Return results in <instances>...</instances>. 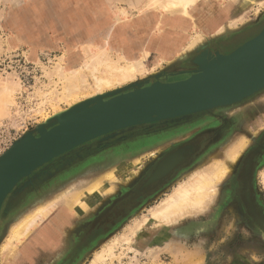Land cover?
I'll return each mask as SVG.
<instances>
[{
	"label": "rangeland",
	"instance_id": "rangeland-1",
	"mask_svg": "<svg viewBox=\"0 0 264 264\" xmlns=\"http://www.w3.org/2000/svg\"><path fill=\"white\" fill-rule=\"evenodd\" d=\"M145 2L0 0V157L14 142L46 123V118L55 111L66 110L77 98L95 93L92 73L86 68L95 55L104 54L113 63L124 66L122 57L139 60L144 48L148 50L143 75L117 89H104L103 94L131 84H148L160 73L159 79L167 82L189 76L187 71H174H192L188 64L190 57L185 56L174 65L165 61L172 57L171 53L159 64L156 58L165 43H169L167 48L177 50L179 47L181 51L184 45L178 36L187 42L191 31L176 27L175 20L159 17L149 10V5H144ZM225 2L220 4L225 8L245 5L243 13L231 20L244 14L246 19L223 34H214L210 26L198 28L205 36L200 45L209 46L206 41L212 40L214 47L222 48L223 39L227 40L226 45H237L253 38L264 26V0ZM165 21L173 29L168 34L162 24ZM184 23L188 24L180 20L182 26H186ZM179 54L181 57L189 52ZM57 66L67 70L63 78L56 75ZM104 69L100 67L99 72ZM71 71H76V75ZM5 87L10 91H2ZM68 87L72 92L69 99L65 97ZM212 112L219 113L225 124L199 137L205 140L222 128L211 143V149L198 163L180 173L157 196L144 200L122 216L110 212L163 155V145L154 149L139 145L132 150L133 141L145 140L153 127L157 131L165 124L178 123L195 115L200 119ZM263 119L264 89L228 107L119 130L53 159L24 178L3 203L0 264H88L95 251L128 229L132 233L115 249L119 259L105 264H170L172 261L178 264H264V128H257L264 123ZM254 130L260 131L253 134ZM242 137H248V141L239 150L241 155L235 170L221 172L215 183V194L202 210L174 224L166 225L157 219L138 227V220L148 214V209L197 166L210 168L227 164L230 150ZM115 155L119 158L111 160ZM116 164L127 168L137 164L127 178L130 181L135 176L134 179L130 183L123 178L109 182L115 187L114 192L104 197L99 208L82 213L80 218L73 216L67 208L70 200ZM46 228H51L62 240L57 238L56 245L39 248L31 255V245ZM64 229L70 230L71 242L69 238L64 241L65 236L60 234Z\"/></svg>",
	"mask_w": 264,
	"mask_h": 264
},
{
	"label": "water",
	"instance_id": "water-1",
	"mask_svg": "<svg viewBox=\"0 0 264 264\" xmlns=\"http://www.w3.org/2000/svg\"><path fill=\"white\" fill-rule=\"evenodd\" d=\"M212 54L205 64L196 55L191 61L195 69L185 79L167 82L159 79L160 73L148 84H131L65 111L60 118L52 117L14 142L0 157V211L24 178L87 142L135 126L228 107L264 89V26L230 53Z\"/></svg>",
	"mask_w": 264,
	"mask_h": 264
},
{
	"label": "bare ground",
	"instance_id": "bare-ground-1",
	"mask_svg": "<svg viewBox=\"0 0 264 264\" xmlns=\"http://www.w3.org/2000/svg\"><path fill=\"white\" fill-rule=\"evenodd\" d=\"M225 1L226 0H146L144 5H149V10L155 11L159 15V17L165 16V20H175L176 27L178 26L180 28H184L185 30L191 31L192 34L188 37L186 44L184 45V42H182L186 39L181 41V44H183L184 46L182 47L181 51L177 52V54L180 55L179 53L182 54L190 51L196 52L195 56L198 55V57H200V62L205 64L207 61L211 60L210 57L214 56L212 52H214L215 49L212 50L209 46L200 45L205 40V36L200 32L198 28H200V24L208 22L207 19H210V13L215 10L218 6H221L220 4L226 3ZM245 19L246 16L244 14L238 19L229 20L226 24L217 28L214 34H221L227 29H232L238 24H242ZM180 20L181 22H188V24L184 23L186 24V26H182L180 24ZM162 24L163 28L165 26V29L167 30L165 31V34H168L170 30H173L166 23V21ZM178 37V39L181 40L182 36L180 35ZM202 47H205L206 49L204 48L201 51ZM219 50L217 52H219ZM166 52L169 51L163 48V51H161L160 54L157 56L156 62H158V64L164 61L169 56L170 53L166 54ZM146 56H148V50L144 48V50L141 52L139 60L132 59L128 56H126L125 58L122 57V60L125 62V65L118 66L116 62L113 63L111 59L107 58L104 54L95 55L93 58H91L90 63L86 64V68H88V70L92 73L93 76V88L95 89V93L89 96H82V98H77L75 101L73 100L74 102L69 104L68 109L55 111L53 116H49L48 118H46V121L56 116L60 118L61 116L59 115L63 116V113L65 111H67L65 113H69L72 110L78 109L83 105L90 103L91 99L103 95L104 89H117L119 85L134 81L137 76L143 75L146 72L143 64ZM102 66H104L105 69L102 72H99V68ZM55 69L56 75L60 78H63L64 73H66L65 71H67L66 69H62L60 66L55 67ZM71 72H74V74L76 73V71ZM95 72H98L99 74L97 73L98 75L96 76ZM2 91L9 92L10 88L5 87ZM66 93L67 96L65 97L69 99V96L72 93L69 87ZM257 128H260V130L264 128V123ZM259 131L254 130L252 133L256 134ZM247 141L248 137H242L239 140L238 144H235L234 148L230 150L231 152L227 156V164H218V166L210 168L203 167L204 165H201L200 167L197 166L188 175L186 174L187 176L178 181L177 185L172 188L170 193H168L164 198H162L155 206L148 209V214L144 215L141 221L138 220V227H142L148 221L150 222L151 220L157 219H161L166 225L174 224L177 223L182 217L186 215H192L202 210L207 205V200L209 199V197L215 194V183L219 181L220 176L223 173L222 171L227 169L228 172H233L235 170L237 161L241 155V153H239V150L245 147ZM182 157L181 159H183ZM117 158H119V156L115 155L111 158V160H115ZM178 158V156H169L168 159L163 162L164 164L160 165L158 173L165 171L172 164H175ZM136 165L137 164H134L132 166H129L128 168L123 165H117L116 167L104 172L101 176L97 177L93 183L88 185L87 188H85V190L81 192V194H78L70 200L69 205L67 207L70 213L72 212L71 214H73V216L80 218V215L82 213L84 214L85 212H88V210L92 211L99 208L104 201V197L114 192L113 189H115V187L110 186L109 182L117 181L121 178L127 180V178L132 175V168L136 167ZM134 177L135 176H132L130 181H127H129L130 183L134 179ZM38 211L39 210H37L36 212ZM23 225L24 222L21 223L18 228L20 229ZM65 229L60 231V234L65 236L63 237L64 241L65 238H69L71 242V239L69 237L70 230ZM77 231L78 230H76V232ZM131 233V230L128 229L118 238L112 240L110 244L103 245L100 250L94 252L93 258L88 264H105V262L108 260L112 261L113 259H119V256L115 255L116 246L124 242L125 237L129 236ZM38 235L39 236L36 237L33 245H31L32 249L30 251L33 252V254L31 255L36 254L39 251V248L54 245L55 241L58 240L57 238L60 239L59 241L62 240L61 236L58 237L51 228H46L44 232ZM52 249L50 248V250ZM48 257L50 258V255ZM170 264L178 263L176 261H172V263Z\"/></svg>",
	"mask_w": 264,
	"mask_h": 264
},
{
	"label": "flooded vegetation",
	"instance_id": "flooded-vegetation-1",
	"mask_svg": "<svg viewBox=\"0 0 264 264\" xmlns=\"http://www.w3.org/2000/svg\"><path fill=\"white\" fill-rule=\"evenodd\" d=\"M191 118L174 124H165L163 128L157 131L153 127L148 130L145 140H135L131 143L133 144L132 150L137 149L139 145L146 146L147 149H154L163 145V155L155 163L150 165L145 178L137 183L133 189H130L124 198L119 199V203L112 206L110 212H118L122 216L125 211H129L140 205L144 200L154 198V196H157L158 193L166 189L180 173L189 170L193 165L198 163L204 154L211 149V143L217 138L218 132L222 128L213 131L210 137H206L205 140H201L199 137L203 132L204 134L206 131L211 132V129L221 127L225 124L223 121L224 118L217 112L205 114L200 119H198V115ZM230 122L232 121L230 120L228 123L230 124ZM169 156H178V162L176 161L175 164H172L170 166L172 168L169 167V170L166 169L158 173L160 165H163V162Z\"/></svg>",
	"mask_w": 264,
	"mask_h": 264
},
{
	"label": "crops",
	"instance_id": "crops-1",
	"mask_svg": "<svg viewBox=\"0 0 264 264\" xmlns=\"http://www.w3.org/2000/svg\"><path fill=\"white\" fill-rule=\"evenodd\" d=\"M244 7H245V5H232V7H229V8H225V7H223V5H221V6H219V7H217L215 10H213L211 13H210V19H207V21L208 22H205V23H202V24H200V27H206V26H210V28L211 29H213L212 31H214L215 32V30L217 29V28H219L220 26H222V25H224V24H226L229 20H231V19H234V18H236L237 16H239L241 13H243V10H244ZM215 14V15H214ZM205 24V25H204ZM207 24V25H206ZM239 25H241V24H239ZM238 25V26H239ZM237 26V27H238ZM213 27V28H212ZM227 31V30H226ZM225 31V32H226ZM170 32V31H169ZM225 32H223V33H225ZM222 33V34H223ZM180 41H182V39L180 40ZM222 41V40H221ZM223 41H224V44L222 45V48H220V47H214L212 44V40H210V41H206V43L210 46V48L212 49L213 47V49H220L221 50V54H228V53H230L231 51H233L235 48H237L238 46H240L242 43H244V42H239V43H237V45H226L227 43H225L227 40L225 39H223ZM247 41V40H246ZM181 43V42H180ZM185 41H184V45H185ZM179 46V45H178ZM164 49H167L168 51H169V53H171V55H172V57L170 56L168 59H166L165 61L167 62L168 61V64H170V65H174V64H176V62H177V60H181L182 58H184L185 56H187V57H190V59H189V63L188 64H190V66H191V68H193V69H195V66L194 65H192V63H191V61H192V59L195 57L194 56V53H190L189 52V55L187 54V55H184V56H181V57H179V55H177V54H175L176 53V51H179L178 49H179V47H177L176 49L177 50H173L172 48L171 49H169V48H167V47H169V43H168V45H166V43L164 44ZM212 49V50H213ZM173 54H175V56H173ZM175 59V60H174ZM174 60V61H173ZM172 61V62H171ZM174 62V63H173ZM189 72L188 70H182V71H174V72H176V73H179V72H182V73H185V72ZM186 72V73H187ZM171 73H173V72H171Z\"/></svg>",
	"mask_w": 264,
	"mask_h": 264
}]
</instances>
